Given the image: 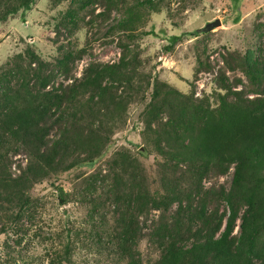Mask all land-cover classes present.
Returning a JSON list of instances; mask_svg holds the SVG:
<instances>
[{
	"label": "trees",
	"instance_id": "1",
	"mask_svg": "<svg viewBox=\"0 0 264 264\" xmlns=\"http://www.w3.org/2000/svg\"><path fill=\"white\" fill-rule=\"evenodd\" d=\"M94 1L71 0L60 24L75 25L77 10ZM32 2L0 0V21ZM163 2L103 0L104 9L120 10L108 27L123 38L116 42L119 55L88 62L78 76L72 64L82 49L63 45L52 61L26 46L0 65V232H21L39 204L33 185L93 163L123 124L127 105L141 101L144 148L138 153L156 155V186L149 187L140 161L122 148L76 191L86 192L88 217L115 264H140L136 245L143 236L158 251L150 264H264V51H226L214 89L183 93L143 70L134 43L145 33L140 26L148 12H158ZM178 39L171 35L170 44ZM195 61L193 76L211 68L198 56ZM234 70L244 81L229 79L226 72ZM230 168L228 187L203 185ZM56 191L61 204L73 194ZM66 234L48 264H74L78 233L68 227Z\"/></svg>",
	"mask_w": 264,
	"mask_h": 264
},
{
	"label": "rangeland",
	"instance_id": "2",
	"mask_svg": "<svg viewBox=\"0 0 264 264\" xmlns=\"http://www.w3.org/2000/svg\"><path fill=\"white\" fill-rule=\"evenodd\" d=\"M70 1L33 0L29 9L19 10L0 21V65L26 46L47 61L59 55L57 45L82 49L80 58L72 64L74 76H78L90 61H116L119 55L116 42L122 36L118 37L108 27L120 16V10H106L102 7L103 0H96L78 9L75 25L69 24L70 28L66 29L60 21ZM233 1L164 0L158 12H148L140 26L145 33L134 42L138 45L143 70L183 93L192 90L194 95L200 96L215 88L212 77L226 51L243 53L246 48L264 51V0H236V6ZM102 10L103 15L96 16ZM210 23L214 25L206 29V24ZM171 35H179L173 44L169 40ZM196 56L208 62L211 68L193 76ZM226 75L229 79L236 76L244 81L238 70L227 71ZM55 81L63 80L57 76ZM142 108L141 101L127 105L123 124L114 131L104 152L93 163L62 171L33 185L31 195L39 202L34 217L31 221H22L21 232H0V264H48V254L67 240L68 227H74L78 233L72 242L74 264H115V255L108 250L103 238L98 237L100 233H96L99 230L94 226L95 220L92 222L88 217L86 192L79 196L76 191L86 187L84 179L89 174L105 171L113 152L122 148L140 161L149 187L156 186V155L138 153L144 148ZM231 170L204 179L203 185L212 183L228 187ZM56 187L73 192L68 201L58 202ZM99 192L100 189L96 191ZM156 215L157 211L150 213L152 218ZM237 225L238 220L233 233L237 232ZM136 249L140 264H150L158 256L157 249L144 236L138 240Z\"/></svg>",
	"mask_w": 264,
	"mask_h": 264
},
{
	"label": "water",
	"instance_id": "3",
	"mask_svg": "<svg viewBox=\"0 0 264 264\" xmlns=\"http://www.w3.org/2000/svg\"><path fill=\"white\" fill-rule=\"evenodd\" d=\"M212 25H214V23H210V24H206V29H209Z\"/></svg>",
	"mask_w": 264,
	"mask_h": 264
}]
</instances>
